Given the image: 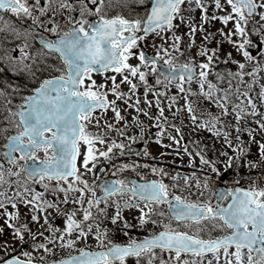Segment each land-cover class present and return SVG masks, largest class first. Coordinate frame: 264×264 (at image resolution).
<instances>
[{
    "label": "snow or ice",
    "instance_id": "1",
    "mask_svg": "<svg viewBox=\"0 0 264 264\" xmlns=\"http://www.w3.org/2000/svg\"><path fill=\"white\" fill-rule=\"evenodd\" d=\"M135 2L138 5H146L143 14L138 13L135 18H128L119 11L109 15L106 10L127 7L129 0H91L92 7H88L87 0H76V3L80 5L79 16L74 18L69 15L67 17L69 24L65 30L51 18L48 20L50 27L41 20V17L45 16L51 8L53 0H47L43 4L42 0H34L33 3H29L28 0H0V10H6L18 19L26 17L32 21L31 28L21 29L0 17L2 21L0 32L9 33L10 37L16 39L23 34L25 38V42L15 46L19 49V55H13L11 51L5 49L3 54H0V63L6 64L14 74L24 71L35 77V71L40 69L37 68L34 71L33 66L38 63L47 64V61H37L38 55L44 57L55 53L58 60L62 62V66H51L59 75L40 79L38 85L29 90V94H22L21 86L8 81H4V88L0 89V98L4 99L5 105L12 103L10 96L21 95L20 102L15 108H7L12 117V123L9 126L15 130L9 133V126L2 130L5 140L4 160L8 165L14 166L7 168L8 175L17 177V181L23 177L25 185L29 181L39 182L44 188H48V185L44 183L46 179H55L57 181L55 190L63 193L61 202L59 197L57 200L45 199L43 193L27 186H21L19 191L13 190V197L0 191V209L4 210L5 223L13 233L12 239L19 240L21 244L30 240L31 249H43L46 253L51 252L52 249L46 246V243L37 242L36 235L43 237L46 242L59 241L63 248L77 249L47 264H116L117 261L119 264H126V257L129 256L137 258L145 256L147 264H154V258L157 255L154 249H159L161 252L168 251L170 259L176 264H197L194 259L191 261L187 258L182 259V253L185 257L189 253L203 257L205 253L210 252L218 260L221 250L226 258V264H232L230 258H234L235 264H245L243 250L246 249V264H264V187L252 184L247 188L237 186L224 191L216 190L213 192L216 197L215 206H213L210 198L209 200H191L180 193L170 191L169 185L163 179L143 180L140 174L141 182L119 177L101 180L97 186L95 180L90 184L80 171V168H83L85 172L96 175L95 170L101 162L98 158H103L104 162L111 161L114 158V155H110L113 149H119L120 155L125 154V143L115 138L105 139L113 130L120 136H126V129L129 126V121L122 115L121 107L117 105L116 100L123 101L129 107L135 108L136 113H142L153 120L162 118L167 120L158 98L155 104L159 112L158 116H151L147 107H140L139 98H136L135 104L131 103L132 96L138 88L137 81L144 85L146 104L151 103L147 97L148 90L152 87L147 79L149 71L155 77L157 85L162 81L167 84L176 83L181 92L185 91L183 86L185 82L198 76L201 93H204L203 85L217 49L213 48L211 54L206 47L202 49V54L207 59L199 64L198 72L197 66L191 61L181 63L173 60V57L169 55L168 47L163 45L155 51L154 56L147 55L144 50L131 51L133 48H138L137 41L144 39V36L149 33L159 35L161 31L173 30V21L177 16L183 22L181 5L184 0H135ZM194 2L195 6L201 9L202 21L208 19L207 5L203 3V0H194ZM211 2L219 13H223H214L213 19L218 18L224 25H227L229 21L233 22L232 29H229L226 34L222 30L221 32L229 38L233 35L240 37L237 40L230 39V42L237 46L244 60L258 59L247 47L253 44L251 34L257 32L262 45L259 48L260 59H264V29L258 28L257 23L254 22V17L257 15L264 20V0H224V3H221V0H211ZM73 6L72 0H62L59 5L61 9L69 10H72ZM191 6L192 0H189V7ZM56 15V10L52 9V16ZM89 15L94 16L95 19H88ZM250 21L253 23L249 28L247 26ZM37 27L52 33L53 38H47L41 34L38 38L42 48L37 53H29L26 51L29 47L26 40L32 36ZM196 28L195 23L190 24L189 36H193ZM201 31H203L202 27ZM137 33L143 35H137ZM210 36L211 34H208L204 39L208 40ZM180 39L179 35H173L174 42L170 47L176 51H182L179 48ZM133 56L138 58V63L129 62V57ZM27 60H31V63H26ZM161 60L163 64L160 63ZM238 63L240 71L235 75L242 78L245 75L243 70L246 65L244 62ZM262 67L264 64L256 63L248 75L260 71ZM109 71L118 73L121 79L117 81L116 75L104 76ZM94 72L104 76V82L97 83L92 77ZM228 75L232 76L233 73ZM109 81L111 83H108ZM124 83L128 85L127 91L120 87ZM208 86L212 88L210 81ZM9 88L11 91H7ZM154 90L157 97L163 94L161 89ZM109 93L112 94L113 99L108 98ZM206 95L210 96V93ZM243 95L247 97L248 93L245 92ZM259 95L264 102V85L261 86ZM175 99V96H169L170 101ZM227 99V95H224L214 101L222 110V116H227L229 112ZM185 103L190 119L195 123L197 116L193 112L194 105L187 98ZM247 105L250 107H245L243 104L232 106L231 110L235 114V124L232 126L237 133L242 131L240 122L245 119V114L255 118L259 113L251 97H248ZM109 108L113 118L111 123L104 121L105 131L99 127L103 116H98L95 121L92 117L96 109L104 112ZM259 114L260 119H254V123L259 126L260 131L264 132V113ZM209 118L211 127L202 122L203 126L217 136L222 133L224 144L238 153L236 159L239 160V154H243L246 148L242 146V143L240 146L234 145L230 132L224 127H216L218 124L223 125V121L216 116L210 115ZM121 120H123L124 130L116 127L117 122ZM132 120L136 122L139 133L143 135L145 131L143 121L138 115H133ZM93 122L98 126L97 131L88 127ZM156 127L159 129L157 136H160L165 131L164 124H157ZM170 127L177 133L181 131L175 124ZM243 131H247L250 140L254 139L251 126L244 128ZM170 139L175 137L170 136ZM235 139L240 141L241 137L237 135ZM127 140L134 142L136 136L128 135ZM257 143L259 155L264 159V139ZM101 145L106 147H99ZM41 152L42 155L39 154ZM128 154H131L130 150ZM196 154L200 157L201 165L208 164L212 172H218L214 161L206 159L199 152ZM144 155H148L147 151ZM222 155L226 157V166L230 165L233 157L227 152H222ZM189 163L191 164V161ZM246 164L251 167L256 166L250 161H246ZM138 166L137 163H121L120 169L135 170ZM143 166L150 167L151 172L156 176L169 175L163 167L158 168L147 164ZM113 167L115 168V165ZM100 171L105 172L103 168ZM113 176L115 177V172ZM171 179L174 181L177 176H172ZM183 179L187 183L188 177L184 176ZM60 181H64L67 186L62 185ZM5 183L10 184L11 181L5 180L4 162H0V185ZM200 183L201 181L197 179V186ZM97 187L100 189L99 194L96 192ZM173 187L176 185L173 184ZM203 187L209 188L207 178L204 180ZM75 193H78V196L74 195L71 203L79 207L62 208L61 203L67 204L69 194ZM24 194L30 196V199ZM15 197H21L22 203L26 207H31L30 219L38 225L35 232L28 227L27 222L19 226L15 223L20 215ZM225 199H227L226 204L222 202ZM6 204H10L13 211L6 209ZM160 205L167 206V213L159 210ZM109 208L112 209L111 213L107 211ZM48 209H52L56 214H62V228L50 223ZM125 209L137 210V215L134 217L135 223H131L124 217ZM41 213L43 216L40 215ZM78 213L80 218H77ZM153 216H167L168 222L154 219ZM101 217L109 220L113 226H117L126 236L130 235L128 229L143 228L148 222L153 225L159 224L160 230L143 239L130 237L126 244L116 243L108 238L109 228L102 224ZM172 220L178 222L177 226L174 227L171 224ZM44 225L48 226V236L40 230ZM180 225H183V229H180ZM102 227L103 231H101ZM93 228H95L94 232ZM216 229L222 230V233L225 229L228 231L214 237L209 235L205 238L200 235L201 232L211 233ZM2 231L3 229L0 228V232ZM25 233L28 235V240L25 239ZM90 234L95 237L97 248L89 250L86 247H77L76 242L81 241L82 238L87 239ZM105 240H107V246L104 244ZM8 243L7 240L0 241V245L4 246L6 251L11 250ZM230 247H233L234 251L229 252ZM21 255L31 257L32 252L25 250ZM0 264H35V262L32 259L22 261L17 256H11L0 261ZM136 264H140L139 259ZM160 264H169V262L161 259Z\"/></svg>",
    "mask_w": 264,
    "mask_h": 264
},
{
    "label": "rangeland",
    "instance_id": "2",
    "mask_svg": "<svg viewBox=\"0 0 264 264\" xmlns=\"http://www.w3.org/2000/svg\"><path fill=\"white\" fill-rule=\"evenodd\" d=\"M29 1V0H28ZM32 3L34 0H31ZM62 0H59L57 4H52L51 8L49 11L46 13L45 16L41 17V20H43L46 24L49 25L48 20L51 18L52 20H55L59 26H62L66 23L65 16L71 11L69 9H61L59 7L60 3ZM46 3V2H45ZM221 3H224V0H221ZM80 5L74 6V8H78ZM146 5H138L135 0H129L128 6L127 7H122V8H112V9H107L108 14H115L117 11L119 12H136L138 11H143ZM227 7V5H225ZM52 9L59 10V14L56 17L52 16ZM130 12V15H135ZM223 14L219 13L218 10L215 8L213 11L210 12V15L208 16V19L213 18V14ZM182 14L184 16V21L182 22L180 17L177 16L174 29L173 30H168L163 32V34H160L159 36H156L155 38H149L147 39L144 43L146 46H152L153 50H157L161 48V45L168 47V52L169 55L173 57V60L176 61H187L189 58L194 59L195 61L201 63L206 61V57L202 54V49L207 48L209 50V53H212V49L215 48L217 49V52L215 54L213 62L210 64V67L208 69L209 74H213L218 77V74H220L219 77H221V73H217L216 69L224 67L223 74H227L229 72V68H233L234 70L236 69V63L238 62H244L246 67L245 69H251L253 65L256 63H261L263 59H260V51L259 48L262 46L258 42H253L252 45H248V50L255 55L258 59L253 60V61H245L244 57L242 54L237 50V46L234 45L233 43L230 42L231 40H237L240 39L238 36H231L229 38L227 35H222L221 30L223 33H227L229 29L233 28V22L229 21L227 25H224L218 18L214 19V24L212 26H208L206 23L200 22L199 17L201 16L199 13V10H195V3L192 2V6L189 7V4L186 7H183ZM13 15V14H12ZM79 16V12H78ZM45 17V18H44ZM14 22L16 21H21L24 22L25 20H28L31 24L32 21L28 18H17L15 15L11 18ZM256 23L258 22L260 25H264V20H261L260 17H257V20L255 21ZM195 23L197 25V28L193 34V36H189V26L190 24ZM201 27L203 28L202 34L201 32ZM248 27V26H247ZM234 31V29H233ZM196 33H199L198 35ZM5 34V35H4ZM208 34H211L210 38L208 40H205L204 37ZM173 35H179L181 37L179 41V48L182 51H176L175 49L171 48V44L174 42L173 40ZM162 37H167V39H162ZM3 40L5 43H2ZM12 41V38L10 37L9 33L5 32H0V42L2 44H6ZM0 43V44H1ZM155 45V46H153ZM31 48V46L29 47ZM9 51L12 52L13 55H19V49L16 48L15 46L10 49ZM133 52H138V48H133L131 49ZM152 51V50H151ZM4 50L0 46V54H3ZM29 53H37L36 51L31 52V50H28ZM228 53H231V55H228ZM37 61H47V64L44 63H38L33 66V70L39 68V71H35V77L30 76L27 72L20 71L17 73H12L6 64L0 63V85L2 88H4V81H8L10 83H14L16 85L21 86V92L22 94H26L29 92V90L35 86L38 81L40 80V76L44 73L43 71H50L52 70L51 66L55 63L53 59L50 58V56H37L36 57ZM129 62L131 63H138V58L133 56L129 57ZM26 63H31V60H27ZM214 63L215 66H214ZM239 65V63H238ZM150 74V71L148 72ZM111 75H116L117 81L121 79L120 75L118 73H107L104 74V76H111ZM104 76H97L93 77L97 83H102L104 82ZM199 79L189 81V83L192 84H199L198 83ZM206 82V80H205ZM108 83H111L109 81ZM137 83H142L137 81ZM222 83V81L220 82ZM127 84H121L120 87L122 90L127 91L128 87H125ZM238 87L234 85L235 90L231 92L233 96V102L231 104H243L245 107H250L247 105V99L248 97H251L253 102L256 104L257 108L259 109V113H264V102L261 101L260 99V89L255 87V90H253L251 87L247 85L246 82L241 81L238 83ZM7 91H11V89H7ZM247 92L248 96H244L243 93ZM9 99H11L12 103L10 105H5L4 100L0 98V159L3 157V142L4 140V133L3 129L6 126H9L12 123V117L11 113L7 111L8 107H14L16 106L21 99V95H13L10 96ZM136 97L132 96L131 101H135ZM142 100H145V97H142ZM200 102V103H199ZM196 102V105L194 108H199L201 105V101ZM123 109H125L126 104H123ZM217 104L213 106L212 104L208 103L206 105L205 112L212 114L213 116H216L219 120L223 122H229L226 116H222L221 112H218ZM257 114L255 118L248 116L245 114V119H243L240 122V126L242 131L240 133H237L235 130V127L232 126L235 124V114L233 112H230L228 114V117L231 118V121L228 124H223L225 125V128L228 129L230 132V138L231 141L234 145L240 146L242 143V146L246 148V151L243 154H239L240 158L239 160L236 159V156L238 153L233 149L228 147V145L224 144V137L223 134L221 133L219 136L215 135L214 132L209 131L207 128L203 126L200 122L202 120L200 119L199 121H196L195 123L191 124L190 126L187 127V136L185 138L186 144L189 145L193 152H194V157L196 159L195 163V168L193 166H190L187 164L186 171L189 173L190 177L192 180L189 182H181L179 185L178 182L174 183L172 182L170 185L172 188L178 189L183 194L187 195V198L191 200H209L213 202L214 196L213 192L217 189L218 184L220 182H237L244 180L246 185H252L255 184L260 187H264V159H262L259 155V149H258V143L257 141H261L264 139V132L259 130V126L254 123V119H260V114ZM188 121H191V119H188ZM208 122L211 123V120L208 119ZM123 126V121L120 122ZM132 125H136L135 121H132ZM216 125V127H218ZM251 126L253 129V137L254 139L250 140L249 139V134L247 131H243L244 128ZM193 129H196L197 131V136L192 135ZM12 127H8V132L11 133L14 131ZM239 135L241 137L240 141H237L235 137ZM112 138H118L115 137L114 134H110L107 136V139H112ZM119 139V138H118ZM180 142H183V139L180 138ZM209 150V151H208ZM199 152L201 155L205 156L206 159L212 160L216 163V167L218 169V172H212L211 168L209 167L208 164L201 165L200 163V157L196 154ZM222 152H227L229 156L233 157V161L230 165L226 166L225 162H222L221 160L226 161V157L222 155ZM42 155V152L39 153ZM99 160L101 158H98ZM189 160V158H187ZM246 161H250L254 163L256 166L251 167L250 165L246 164ZM114 165H117L119 163H140V164H146L147 162H144L143 160L138 161L135 159H130V158H119L116 159L115 161L112 162ZM149 164V163H147ZM9 167H14V166H9ZM159 168V167H158ZM114 170L118 171L120 170V167H113ZM165 169V167H163ZM173 170H178L177 168ZM81 173H83V176L85 179L89 180L90 184L91 181L95 180L94 176H92L91 172H85L83 169H80ZM135 172L143 173L147 172L149 174H153L150 170V167H136ZM207 178L208 183H209V188H204L203 183L204 180ZM199 179L201 181L200 185L197 186L196 180ZM5 180L6 181H11V183H5L3 185H0V191H3L6 193V195L13 197L14 196V191H19V188L21 186H27L30 188L35 189L37 192H41L44 194L43 198L49 199V200H57L59 197V200L62 202L63 201V193L58 192L55 190V185L57 184V181H44L45 184L48 185V188H44L41 186L40 183H38V188H36L35 184L34 185H25L24 184V179L21 177L19 181H17V177L15 176H10L7 173V169H5ZM96 181V180H95ZM62 185L65 187L67 186L64 181H60ZM173 184L176 185V187H173ZM82 186V185H81ZM96 192L98 193V189H96ZM203 193V195H201ZM77 195L78 193L75 194H69V202L67 204L61 203L62 208H73V207H79L74 206L71 201L73 199V196ZM88 195H91V193H88ZM24 196L28 199H30V196L27 194H24ZM16 202H17V209L19 210V219L18 221H15L17 226L21 223L27 222L28 227L32 229L33 232L36 231L38 225L36 222L31 221L30 219V213H31V207H26L22 203V198L21 197H15ZM5 208L8 209L9 211H13L12 207L10 204H6ZM3 209H0V228L3 229L2 232H0V241H5L7 240L8 247L11 249L10 251H6L5 247L0 245V260H3L10 255H19L23 258L27 259H35V260H48L50 257L54 256H60L64 254H69L77 249H70V248H63L60 246L59 241L55 242H46L44 241L43 237L36 235L35 240L40 243H46V246L50 247L52 249L51 252H44L43 249H36L33 250L30 248V243L31 241L29 240L26 243L21 244L19 240H13L12 239V230L7 227V224L5 223V217L3 215ZM112 209L109 208L108 212L111 213ZM48 212L50 213V223L53 225L55 224L56 219H60V225H56L60 228L63 227V217L62 214H56L52 209H48ZM124 214H133L137 215V210H124ZM43 216V213L40 214ZM77 218L79 217V213L77 214ZM154 219L157 220H163L164 222H168V217H158L155 216ZM102 221V217H101ZM133 223H135V220L133 219ZM171 224L174 225V221H171ZM156 228H160L159 224H156ZM183 229V225L181 227ZM41 231L44 232L45 236L49 235V230L48 226L44 225L43 228L40 229ZM95 231V228H93V232ZM220 229H216L212 231L211 233L204 231L201 232L200 235L203 237H208L209 235L213 236L215 233L219 232ZM135 233L138 235H145L148 234L149 231L146 230V228H136L133 227L130 232L129 236H126L123 234L122 240L124 241H129L130 237H135ZM25 239L28 240V235L25 233ZM92 243L96 244L95 237L93 235H89L87 239H83L81 241H77V247H85L87 244ZM25 250L31 251L32 256H24L21 255V253ZM157 253L156 257L154 258V264H160V260L163 259L169 264H176L174 260L170 259V254L169 252H160V251H155ZM229 252H232V250H229ZM174 255V254H172ZM42 258V259H41ZM182 259L187 258L189 261L195 260L197 264H209V261H211V264H226V258L223 254V251L220 252L219 259L217 260L215 258L214 254H210L207 256L199 257L195 255H188L187 257L181 256ZM232 260V264H235L234 258H230ZM140 264H147L146 257L143 256L140 259ZM245 264H246V259ZM136 264V261L133 263Z\"/></svg>",
    "mask_w": 264,
    "mask_h": 264
},
{
    "label": "flooded vegetation",
    "instance_id": "3",
    "mask_svg": "<svg viewBox=\"0 0 264 264\" xmlns=\"http://www.w3.org/2000/svg\"><path fill=\"white\" fill-rule=\"evenodd\" d=\"M88 2V1H87ZM54 3V1H53ZM92 7V6H91ZM207 9H211V3H207ZM121 14L125 15L128 18H135L136 15H130V11L129 12H120ZM143 14V12L141 13ZM88 19L93 20L95 19L94 16L89 15ZM40 33H43L44 36H46L47 38H53V34L50 32H45L44 29L39 28ZM154 35H156V33H152V35L150 37H153ZM145 39V37H144ZM144 39L137 41V44L139 45V49L144 50L146 49V47H142L141 46V42L144 41ZM55 59L58 60L56 54H53ZM59 67V66H57ZM55 74L59 75L58 72H55ZM94 73H92L93 75ZM150 87L148 92L151 93V95L154 97V99L151 101L153 104L151 106V108L154 110L153 112H150L151 116H158L159 112L157 111L155 104H156V100L157 98L160 100L162 107L164 108V115L167 117V120H163V118L161 120H153L150 117H146L144 116V118L148 121H150L151 125L148 126H144V134L141 135L139 133V128L135 127V128H128V132L126 133V135H130L132 134V132L130 130H137L135 136H136V140L134 142H128L126 143V149L125 151L128 150H132L133 151V156H136V153H139V155L137 156H142L144 154L145 151L150 152L153 154V156H156L157 154L162 155L164 152V148H165V143H164V139L167 138L170 133L171 130H174V128L170 127V125L175 124L177 127H179L181 129V131L179 133H177L175 131L176 134L182 135L184 134V132L186 131L185 127L187 125V119L190 118V114H186L185 111L182 109L183 103H185V98H187V100L191 103L194 104V100L198 97L197 93H189V89L191 90L192 87H195L196 85H191V84H184V89L185 91L181 92L176 84H167L166 82L162 81L161 84L157 85L156 84V80L155 77L153 76L152 78H150ZM206 88L210 89L211 91H214L215 89H212L213 87H215L214 84H212V88H209L208 84L204 85ZM161 89L163 94L159 95L157 97L156 92L154 89ZM137 92L144 93V87L142 86H138V88L136 89ZM169 96H175L176 99L174 101H170L169 100ZM200 96H202L200 94ZM209 100H212V98H209ZM98 113H103L105 114V116H109L111 114L110 108L105 110L104 112H102L101 110H99L98 112H96L94 114L93 121L97 118V114ZM195 115H200L198 112H194ZM175 114V115H173ZM91 124L90 123L88 125V127L90 128ZM157 124H164L165 127V131L163 133L160 134V136H157V132L159 131V129L156 127ZM106 131V129H103ZM115 131L113 130L111 133H114ZM119 149H113V153H111L110 155H115L114 152H118ZM154 160L157 161H161L163 163H165L166 165H161L162 167H168V163L170 161H168L167 159H163V158H154ZM110 163L107 162H103L101 163L99 166H97L95 172L98 176L99 182L101 180H107V179H113V178H119V177H123V178H128L130 180H133V178H137V179H153L154 177H149V176H142L139 175L138 173H135L133 171L131 172H121V171H115L113 169H110L109 166ZM155 166V165H154ZM157 166V165H156ZM160 166V165H158ZM115 167H120L119 165H115ZM103 168L105 170L104 173H102L100 171V169ZM113 172H115V177L113 176ZM168 179H170V171L168 172ZM92 176H95L92 174ZM158 179V178H157ZM165 181V179H163ZM240 183H242V181H240ZM97 184H98V180H97ZM232 185L230 186V188H235L236 186L239 185V181L238 183H231ZM228 199H230V197H228ZM227 199H225L223 201V203H226ZM159 209H162L164 211H168V208L166 205H160ZM107 219L104 218V221H106ZM103 225H106L109 228V232H108V238L112 239L114 242L116 243H123L122 240V236H123V232L117 227V226H112V225H108L107 222H104ZM132 228H130L131 230ZM101 230L103 231V227L101 228ZM227 231V230H226ZM130 232V231H128ZM135 235H137L135 233ZM104 244L107 246V240L104 241ZM126 244V243H125ZM97 248V245L95 247V249ZM94 249V248H93Z\"/></svg>",
    "mask_w": 264,
    "mask_h": 264
},
{
    "label": "water",
    "instance_id": "4",
    "mask_svg": "<svg viewBox=\"0 0 264 264\" xmlns=\"http://www.w3.org/2000/svg\"><path fill=\"white\" fill-rule=\"evenodd\" d=\"M6 164H7V163L5 162L4 165H6ZM126 258H128V257H126Z\"/></svg>",
    "mask_w": 264,
    "mask_h": 264
}]
</instances>
